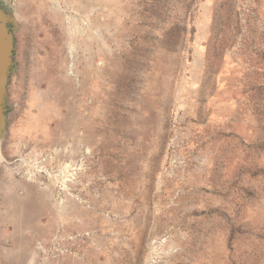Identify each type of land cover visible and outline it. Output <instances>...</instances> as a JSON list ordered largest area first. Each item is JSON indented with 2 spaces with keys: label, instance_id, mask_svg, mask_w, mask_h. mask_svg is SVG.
I'll return each mask as SVG.
<instances>
[{
  "label": "rangeland",
  "instance_id": "374dc122",
  "mask_svg": "<svg viewBox=\"0 0 264 264\" xmlns=\"http://www.w3.org/2000/svg\"><path fill=\"white\" fill-rule=\"evenodd\" d=\"M3 1L0 264H264V0Z\"/></svg>",
  "mask_w": 264,
  "mask_h": 264
},
{
  "label": "water",
  "instance_id": "95a60500",
  "mask_svg": "<svg viewBox=\"0 0 264 264\" xmlns=\"http://www.w3.org/2000/svg\"><path fill=\"white\" fill-rule=\"evenodd\" d=\"M18 20L11 4L0 0V143L4 139L9 106L7 103L9 80L15 72L14 32Z\"/></svg>",
  "mask_w": 264,
  "mask_h": 264
},
{
  "label": "crops",
  "instance_id": "0c3cea01",
  "mask_svg": "<svg viewBox=\"0 0 264 264\" xmlns=\"http://www.w3.org/2000/svg\"><path fill=\"white\" fill-rule=\"evenodd\" d=\"M13 10H14V12H15V15L16 16H19V15H17L18 13H17V10L18 9H16V7L15 6H13ZM18 18V17H17ZM18 20V22H20L21 21V18H18L17 19ZM26 226H18V227H16L15 228V230H13V233H14V235H16V237H19L17 240H19V243L21 244V242L22 241H24L25 243L23 244V250H27L28 248H29V243L27 242L28 241V238H26V239H24V237H27L26 236V233L28 232L27 231V227L25 228ZM24 233H25V235H24ZM17 246H19V244H17Z\"/></svg>",
  "mask_w": 264,
  "mask_h": 264
},
{
  "label": "bare ground",
  "instance_id": "6f19581e",
  "mask_svg": "<svg viewBox=\"0 0 264 264\" xmlns=\"http://www.w3.org/2000/svg\"><path fill=\"white\" fill-rule=\"evenodd\" d=\"M66 167H67V165H66ZM64 168V167H63ZM66 170V169H65ZM72 175V174H71ZM37 193V192H36ZM36 195V194H35ZM36 197V196H35ZM66 198V197H65ZM39 199V198H38ZM39 201V200H38ZM41 201H42V199H41ZM42 203V202H41ZM35 205V204H34ZM59 209H62V207H60ZM58 212H60V211H58ZM18 214V213H17ZM19 215V214H18ZM15 216V215H14ZM52 217V216H51ZM63 217V216H62ZM15 218H17V217H15ZM24 247V246H23ZM20 253H21V251H20ZM21 257V256H20ZM21 258H23V257H21Z\"/></svg>",
  "mask_w": 264,
  "mask_h": 264
}]
</instances>
